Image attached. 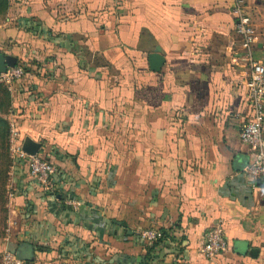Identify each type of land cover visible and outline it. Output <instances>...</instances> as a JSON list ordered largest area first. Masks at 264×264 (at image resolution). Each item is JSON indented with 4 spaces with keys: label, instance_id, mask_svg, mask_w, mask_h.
Listing matches in <instances>:
<instances>
[{
    "label": "crops",
    "instance_id": "crops-1",
    "mask_svg": "<svg viewBox=\"0 0 264 264\" xmlns=\"http://www.w3.org/2000/svg\"><path fill=\"white\" fill-rule=\"evenodd\" d=\"M245 2L264 65V0ZM0 52L27 68L6 117L56 167L44 187L12 162L5 248L137 264L153 240L138 232L154 230V264H264V179L241 170L250 69L227 0H9ZM217 219L227 249L210 259Z\"/></svg>",
    "mask_w": 264,
    "mask_h": 264
},
{
    "label": "built area",
    "instance_id": "built-area-1",
    "mask_svg": "<svg viewBox=\"0 0 264 264\" xmlns=\"http://www.w3.org/2000/svg\"><path fill=\"white\" fill-rule=\"evenodd\" d=\"M233 16L234 33L244 50V59L249 66V75L245 81L248 104V116L239 131V140L250 152L249 160L242 167V172L252 180L264 179V65L253 59L252 44L254 32L251 17L246 8L245 0H227ZM21 66L8 67L0 73V83L10 92L23 76ZM22 136L14 120L9 121L8 150L10 157L26 163L30 176L37 183L50 186L56 172L54 164L41 158L39 154L28 155L21 149ZM68 204L77 205V201L68 200ZM9 231V228L6 229ZM141 240H152L157 233L154 230L138 232ZM227 249L224 225L221 219L215 220L204 236L201 252L207 258H213ZM0 264H27L14 252L7 248L0 252Z\"/></svg>",
    "mask_w": 264,
    "mask_h": 264
},
{
    "label": "trees",
    "instance_id": "trees-1",
    "mask_svg": "<svg viewBox=\"0 0 264 264\" xmlns=\"http://www.w3.org/2000/svg\"><path fill=\"white\" fill-rule=\"evenodd\" d=\"M8 4H9V0H0V15H2L6 11ZM15 66H21L23 67L24 71L27 70V68L24 67L22 63L16 62ZM11 100H12L11 92L3 84L0 83V159L2 161L1 163L2 168L0 169V183H1L0 187L3 188L2 191H5L4 186L6 184V180L8 178L7 176L8 170L11 165V160L8 155L9 125H8V120L5 117L6 113H8V111L10 110ZM39 156L50 162V160L47 159V157L41 152H39ZM166 234L167 233H162L161 237L154 238L151 242H148L146 244L143 243L144 252L140 255V260L137 264H154V260L156 258L155 255L156 247L159 243L162 242ZM36 249L42 250V247L41 248L37 247L34 250ZM33 259L34 256L32 255V258L26 259L25 262L27 264H31Z\"/></svg>",
    "mask_w": 264,
    "mask_h": 264
},
{
    "label": "water",
    "instance_id": "water-1",
    "mask_svg": "<svg viewBox=\"0 0 264 264\" xmlns=\"http://www.w3.org/2000/svg\"><path fill=\"white\" fill-rule=\"evenodd\" d=\"M147 59H148V67L153 72L160 71L163 63H164V57L161 53V48L156 45L150 52L147 53ZM17 62V59L15 56L10 54H5L0 52V73H3L6 71L8 67H14ZM41 142L36 141L32 139L29 136H24L21 141V149L23 152H25L28 155H35L39 154V151L41 149ZM9 251L15 252L14 250H11L8 248ZM32 255L28 253L26 259H31Z\"/></svg>",
    "mask_w": 264,
    "mask_h": 264
},
{
    "label": "rangeland",
    "instance_id": "rangeland-1",
    "mask_svg": "<svg viewBox=\"0 0 264 264\" xmlns=\"http://www.w3.org/2000/svg\"><path fill=\"white\" fill-rule=\"evenodd\" d=\"M9 111H8V113H6V115L10 113ZM6 115H5V117H6ZM7 120H8V125H9L10 119L7 118ZM8 155H9V150H8ZM9 158H10L11 164H12V162L14 160L10 157V155H9ZM1 163H2V161L0 159V169L2 168ZM10 168H11V165L9 167L8 174H7L8 178H7L6 184L4 186L5 191H2L3 188L0 187V252L2 250H4L6 247L4 238L6 237V234L8 233L6 231V229L8 227L7 218L9 216V207L11 204V196H10V189H9V183L11 181V179H10L11 175L9 174ZM0 185H1V183H0ZM25 250H26L25 247L19 248L18 254H19V257L21 259L27 258L28 253H27V251L25 252Z\"/></svg>",
    "mask_w": 264,
    "mask_h": 264
}]
</instances>
